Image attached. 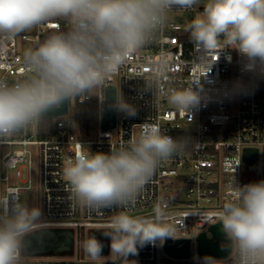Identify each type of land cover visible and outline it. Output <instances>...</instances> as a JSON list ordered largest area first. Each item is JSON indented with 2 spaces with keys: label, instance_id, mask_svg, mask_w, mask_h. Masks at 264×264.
<instances>
[{
  "label": "clouds",
  "instance_id": "clouds-1",
  "mask_svg": "<svg viewBox=\"0 0 264 264\" xmlns=\"http://www.w3.org/2000/svg\"><path fill=\"white\" fill-rule=\"evenodd\" d=\"M201 0H0V35L14 37L53 18H68L67 32H54L23 51V78L9 82L0 77V140L24 134L42 122L46 113L65 100L96 92L115 77L129 54L144 47L169 20L173 10L186 11ZM186 31L206 50L235 49L243 70L264 75V0H204ZM165 70L164 61L152 72ZM176 110L190 113L209 97L196 90L175 87L165 93ZM118 111L136 114L134 106L117 96ZM188 143L174 139L150 123L110 153H92L79 145L63 166L72 196L93 210L132 208L137 195L164 161L186 152ZM231 196L208 223H220L236 264H264V180L240 186L233 180ZM41 210L20 197L0 193V264H26L24 241L43 224ZM175 225L167 208L158 203L149 217L129 212L113 215L104 235L110 238L111 257L130 264L138 248L161 244L173 237ZM104 245L89 236L85 254L101 261ZM203 264H218L213 257Z\"/></svg>",
  "mask_w": 264,
  "mask_h": 264
},
{
  "label": "built area",
  "instance_id": "built-area-1",
  "mask_svg": "<svg viewBox=\"0 0 264 264\" xmlns=\"http://www.w3.org/2000/svg\"><path fill=\"white\" fill-rule=\"evenodd\" d=\"M173 10L168 23L158 30L149 42L134 54H129L115 77H109L96 91L75 100H68L63 114L46 113L42 122L24 134L0 140V193L16 197L29 190L33 183V158H36L37 186L42 192L43 224L39 230L82 229L87 233L104 232L118 212L124 211L139 217H149L158 203L166 206L170 222L176 230L171 242L190 239V253L186 258L171 256L161 244H147L130 255V264H189L191 243L205 232L214 241L208 223L218 215L219 209L231 196L233 180L243 186L264 180V75L243 70V59L235 49L206 50L186 31L188 23L177 21ZM203 9V6L201 7ZM62 21L50 19L22 34L29 47L42 42L49 32L60 31ZM72 23L70 26V30ZM24 51V50H23ZM23 51L18 50L16 37L0 35V77L9 82L25 75ZM164 61L165 70L152 72V67ZM202 85L209 99L190 113L179 111L166 102L165 93L175 87L196 90ZM115 86L117 96L134 106L136 114L129 116L118 111L114 128L104 129L102 120L106 106V92ZM94 102L97 127L96 137L89 140L80 136L79 107ZM150 123L174 139L188 143L186 152L164 161L155 170L149 182L137 195L132 208H103L93 210L81 205L70 191L63 177V166L74 149L91 146L92 153H110L112 147L134 138L141 125ZM94 129V131H95ZM247 149H256L257 165L245 160ZM258 170L259 180L251 177ZM251 171V172H250ZM186 186V198L168 183ZM209 232L211 235H209ZM225 237L228 238L225 234ZM108 248L101 261H51L47 254L23 255L26 264H122L109 258ZM223 243V242H220ZM181 244H178L180 246ZM41 255V256H40ZM196 256L203 258L198 250ZM218 264H236L235 254L210 256Z\"/></svg>",
  "mask_w": 264,
  "mask_h": 264
},
{
  "label": "water",
  "instance_id": "water-1",
  "mask_svg": "<svg viewBox=\"0 0 264 264\" xmlns=\"http://www.w3.org/2000/svg\"><path fill=\"white\" fill-rule=\"evenodd\" d=\"M117 98V90L115 86H109L106 92V106L104 110L102 127L104 129L114 128L116 125V114L117 109L115 106V101ZM68 110V100L61 103L60 107L49 111L51 114H63ZM245 160L250 165H257L258 155L256 149H247L245 152ZM214 241L207 236L205 232L201 233L197 238L198 250L202 256H226L231 251V245L228 238L225 237V233L222 230V225L220 223L212 225L210 228ZM69 233L72 235V230H60L56 231L58 233ZM45 231L38 230L36 234L30 235L24 241V253L27 255H39L48 254L54 250L56 245L49 244L44 239ZM171 238L167 237L165 242L166 251L174 257L186 258L190 253V239L183 240L178 239L174 244H169ZM223 242V243H220ZM178 244H181L178 246ZM104 247L102 252H106L108 248V240L106 239L103 243ZM65 252H71L70 248L65 249Z\"/></svg>",
  "mask_w": 264,
  "mask_h": 264
},
{
  "label": "rangeland",
  "instance_id": "rangeland-1",
  "mask_svg": "<svg viewBox=\"0 0 264 264\" xmlns=\"http://www.w3.org/2000/svg\"><path fill=\"white\" fill-rule=\"evenodd\" d=\"M204 0H201V4L196 6V9L193 12H178L176 15V20L183 22V23H189V21L191 20V18L198 14L199 12H202L203 9H201V7L203 6ZM53 19H57L62 21V23L65 26L70 27L71 26V21L68 18H53ZM72 28V27H71ZM33 30V29H32ZM30 30V31H32ZM30 31L24 32V33H28ZM24 33H20L18 35H16V40H17V44H18V50L21 52L27 48H29V45L27 44V42H24V40L22 39V34ZM92 99L95 98L96 96V92L91 93ZM97 127L96 123H95V127L94 129ZM94 129L90 132V135L86 138H88L89 140H93L96 137V129L94 131ZM87 148L90 150L91 152V146L88 145ZM36 165H37V161L36 158H33V168H34V173H33V177H32V187L27 190L26 192L22 193L20 195V198H22L24 200V202H26L30 207L31 206H35L38 207L41 210V219L43 220L44 215H43V206H42V192L41 190L38 188L37 186V177H36ZM251 172V171H250ZM251 177L253 179L259 180L261 178L260 173H258V170H254L253 173L251 172ZM167 186L170 188V190H176L179 194V196L181 198H186L187 195V187L186 186H177L175 183H168ZM56 235V229H47L44 233V239L46 241L51 240L55 237ZM209 235H211V233L209 232ZM75 236H76V245L73 251L71 252H50L47 255L52 256L51 258H49V260L51 261H69L72 259L75 260H91L84 252L83 248H82V242L84 240L87 239V233L84 232L82 229H75ZM111 244V241H110ZM191 251H192V256L191 259L188 261L189 264H201V259L198 258L196 256L197 254V242L196 240H192L191 243ZM41 256V255H40ZM109 258L111 260L114 261L113 257H111V250L109 252Z\"/></svg>",
  "mask_w": 264,
  "mask_h": 264
},
{
  "label": "trees",
  "instance_id": "trees-1",
  "mask_svg": "<svg viewBox=\"0 0 264 264\" xmlns=\"http://www.w3.org/2000/svg\"><path fill=\"white\" fill-rule=\"evenodd\" d=\"M70 30V27L65 26L60 30L56 32H67ZM54 32H49L46 35L42 37V42ZM193 40L189 39V43L192 42ZM95 113H96V108H95V103L91 102L86 105H82L79 107V114H78V122L80 123V136L81 137H88L90 135V132L94 129L95 127Z\"/></svg>",
  "mask_w": 264,
  "mask_h": 264
},
{
  "label": "flooded vegetation",
  "instance_id": "flooded-vegetation-1",
  "mask_svg": "<svg viewBox=\"0 0 264 264\" xmlns=\"http://www.w3.org/2000/svg\"><path fill=\"white\" fill-rule=\"evenodd\" d=\"M89 236H95L102 244L107 239V237L104 235V232H91L88 234L87 238ZM49 244H54L56 247L52 252H65V249L70 248L71 251L74 250L76 245V236L75 232H72V235L70 236L69 233H58L57 236H55L53 239L46 241Z\"/></svg>",
  "mask_w": 264,
  "mask_h": 264
}]
</instances>
